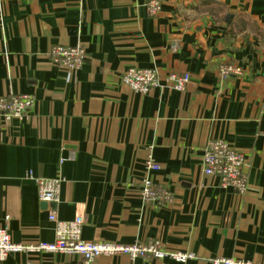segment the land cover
<instances>
[{
  "label": "crops",
  "instance_id": "crops-1",
  "mask_svg": "<svg viewBox=\"0 0 264 264\" xmlns=\"http://www.w3.org/2000/svg\"><path fill=\"white\" fill-rule=\"evenodd\" d=\"M148 3L0 0V99L34 98L23 119L0 114V226L16 243H52L53 211L83 216L87 242L159 241L195 255L92 264H264V0H162L155 16ZM76 45L87 52L78 71L53 64L52 48ZM227 64L242 74L223 79ZM133 68L156 69L160 86L133 91L123 82ZM171 74L190 75L185 90L172 88ZM217 140L243 154L244 192L204 174ZM149 158L158 171L147 170ZM146 178L169 199L147 200ZM39 180H60L59 202L44 206ZM1 264L83 258L20 253Z\"/></svg>",
  "mask_w": 264,
  "mask_h": 264
},
{
  "label": "built area",
  "instance_id": "built-area-1",
  "mask_svg": "<svg viewBox=\"0 0 264 264\" xmlns=\"http://www.w3.org/2000/svg\"><path fill=\"white\" fill-rule=\"evenodd\" d=\"M162 0H149L148 12L155 16L160 12ZM53 64L65 68L69 73L78 71L87 59L84 46H55L50 51ZM220 75L223 79L230 76H240L242 70L233 65L220 67ZM169 81L173 89L183 91L191 81L189 74H171ZM123 82L133 91L146 94L150 90L160 86V76L156 69L133 68L123 76ZM34 106V98L31 95H17L0 99V114L8 121L23 119V115ZM148 171H158V165L149 158L146 163ZM204 174L219 180L225 188H233L238 192H244L247 187L245 176V159L242 153L233 150L223 140L211 142L206 148L203 158ZM60 180H39L38 196L42 203L53 204L59 202ZM142 194L151 202H163L169 199L166 189L157 187L150 178L142 183ZM49 220L55 225V239L52 243L39 242L36 244H20L13 241L7 225L0 226V264L9 256L20 253L30 254H67L79 255L83 258V264H92L102 256L127 255L131 260L143 259H172L178 263H185L194 259L193 253L170 251L159 241L149 244L112 245L104 243H92L83 240L82 230L85 224L83 216H77L73 220H61L55 212L49 214ZM9 218H6V222ZM213 264H250L231 259H216Z\"/></svg>",
  "mask_w": 264,
  "mask_h": 264
},
{
  "label": "water",
  "instance_id": "water-1",
  "mask_svg": "<svg viewBox=\"0 0 264 264\" xmlns=\"http://www.w3.org/2000/svg\"><path fill=\"white\" fill-rule=\"evenodd\" d=\"M227 19H228V22H229L231 20V16H228ZM44 206H48V204L44 203Z\"/></svg>",
  "mask_w": 264,
  "mask_h": 264
}]
</instances>
